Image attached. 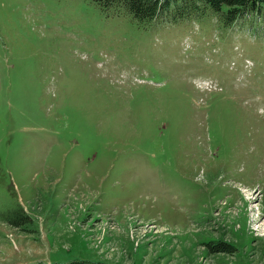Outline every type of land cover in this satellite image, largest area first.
<instances>
[{
  "label": "rangeland",
  "instance_id": "374dc122",
  "mask_svg": "<svg viewBox=\"0 0 264 264\" xmlns=\"http://www.w3.org/2000/svg\"><path fill=\"white\" fill-rule=\"evenodd\" d=\"M79 259L264 264L263 12L0 0V264Z\"/></svg>",
  "mask_w": 264,
  "mask_h": 264
},
{
  "label": "trees",
  "instance_id": "16d2710c",
  "mask_svg": "<svg viewBox=\"0 0 264 264\" xmlns=\"http://www.w3.org/2000/svg\"><path fill=\"white\" fill-rule=\"evenodd\" d=\"M105 10L120 7L140 22L160 21L166 18L179 20L201 17L211 11L224 24L230 25L244 13L253 12L264 15V0H94ZM12 225L19 228L28 226L30 218L19 211L10 219ZM210 248L217 250L218 243H211ZM221 248V247H220ZM30 264H106L101 261L85 259L66 263L36 261Z\"/></svg>",
  "mask_w": 264,
  "mask_h": 264
}]
</instances>
